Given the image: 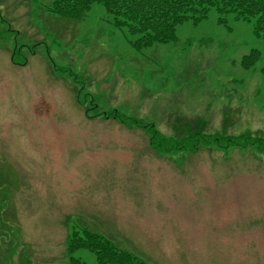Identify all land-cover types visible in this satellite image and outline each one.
Masks as SVG:
<instances>
[{
  "label": "rangeland",
  "instance_id": "1",
  "mask_svg": "<svg viewBox=\"0 0 264 264\" xmlns=\"http://www.w3.org/2000/svg\"><path fill=\"white\" fill-rule=\"evenodd\" d=\"M41 4L0 0L15 30L0 36V264H67V236L85 227L148 264H264V150L155 149L133 122L172 143L264 137L253 21L212 9L138 49L99 4L81 21Z\"/></svg>",
  "mask_w": 264,
  "mask_h": 264
},
{
  "label": "trees",
  "instance_id": "2",
  "mask_svg": "<svg viewBox=\"0 0 264 264\" xmlns=\"http://www.w3.org/2000/svg\"><path fill=\"white\" fill-rule=\"evenodd\" d=\"M45 11L65 20L81 21L93 5L105 8L110 21L116 28L126 29L137 36L132 44L138 49L148 48L156 43L177 40V27L188 20L198 23L209 16L212 9L219 13V22L225 21L226 14H234L237 20L253 21L254 32L264 39V0H41ZM5 19L0 15V24ZM3 32H15L9 25H0ZM261 57L258 49L244 55L240 65L244 69L253 67ZM264 74V67L262 68ZM122 118V116H120ZM124 123L127 121L122 119ZM134 124L145 128L150 135V143L155 149L184 148L197 151L203 146L217 145L228 148L257 147L264 150V137L251 133L239 135L209 134L194 131L184 139L174 141L163 136L153 124ZM132 122V123H133ZM160 136V140L157 137ZM78 249H89L96 256V264H148L139 256L125 250L108 237L89 229H73L66 239L67 264H87L73 253Z\"/></svg>",
  "mask_w": 264,
  "mask_h": 264
}]
</instances>
